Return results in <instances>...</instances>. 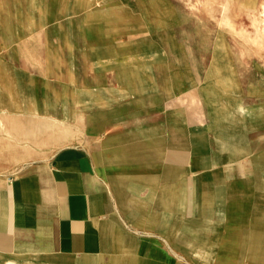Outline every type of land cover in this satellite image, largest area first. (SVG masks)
<instances>
[{"label":"crops","instance_id":"0c3cea01","mask_svg":"<svg viewBox=\"0 0 264 264\" xmlns=\"http://www.w3.org/2000/svg\"><path fill=\"white\" fill-rule=\"evenodd\" d=\"M262 10L0 0V264H264Z\"/></svg>","mask_w":264,"mask_h":264},{"label":"rangeland","instance_id":"374dc122","mask_svg":"<svg viewBox=\"0 0 264 264\" xmlns=\"http://www.w3.org/2000/svg\"><path fill=\"white\" fill-rule=\"evenodd\" d=\"M67 11L71 13L70 9L67 10ZM46 12L49 14V11H46ZM70 13H68V16H71ZM81 13H82V14H84V13L87 14V11H86L85 9H84V10H79V14H78V16H81ZM98 13H100L98 10H95V11H94L95 16H96ZM263 16H264V15H263ZM256 58H257V59H256L257 61L263 63L262 61H263L264 59H262L261 57H256ZM258 75H260V76L262 77V79L264 80V73H263V72H259ZM258 171H262V173H260V174H261V177H260V175L257 173L256 180H257V179L259 180V179H261V178L264 177V170H258ZM256 188H258V187L256 186ZM256 190H257V189H256Z\"/></svg>","mask_w":264,"mask_h":264},{"label":"bare ground","instance_id":"6f19581e","mask_svg":"<svg viewBox=\"0 0 264 264\" xmlns=\"http://www.w3.org/2000/svg\"><path fill=\"white\" fill-rule=\"evenodd\" d=\"M261 13L264 15V11H263V10L261 11ZM54 126H55V124H54ZM21 145H22V144H21ZM19 153H20V152H19ZM16 159H17V158H16ZM9 264H10V263H9Z\"/></svg>","mask_w":264,"mask_h":264}]
</instances>
